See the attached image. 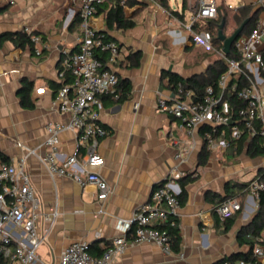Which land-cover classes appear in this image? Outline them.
<instances>
[{
	"label": "crops",
	"instance_id": "obj_1",
	"mask_svg": "<svg viewBox=\"0 0 264 264\" xmlns=\"http://www.w3.org/2000/svg\"><path fill=\"white\" fill-rule=\"evenodd\" d=\"M183 1L168 0L170 10L183 12ZM80 2L0 0V151L15 166L24 163L45 212L52 207L58 210L53 219L38 223L40 234L46 235L38 250L40 261L55 264L75 241L87 242L92 254L100 255V250L121 233L119 222L132 220L139 206L149 201L154 188L169 178L178 164L187 174L177 181L180 192L181 182L186 184V195L176 218L181 235L179 248L185 256L143 242L130 244L111 264H219L248 253L252 248L244 239L253 234L255 227L264 239L259 199L248 191V183L264 174V155L252 156L248 140L239 152L209 150L202 127H180V119L157 107L160 96L174 94L171 73L184 78L207 74L221 57L219 52L206 51L190 40L185 24L196 0H187L182 19L156 0L126 5V15L136 21L129 29H108L106 12L96 14L92 20L95 27L106 31L122 47V59L115 69L120 81L131 86L126 98H100V118L108 130L100 144L105 158L101 174L112 191L99 200L93 184L83 187L71 178L50 176L39 156L48 151L44 144L46 124L70 119L56 101L61 85L58 71L62 59L80 48ZM248 4L259 5L260 0H244L237 6L219 1V7L232 9ZM260 18H264V10ZM27 28L43 39L41 54L35 52L34 44L20 45L5 37ZM28 83H32V105L24 106L22 92ZM176 142L186 148L182 162L175 157ZM77 145V132L66 130L60 134L63 154L73 153ZM31 149L38 155L29 154ZM80 151L84 153V147ZM231 195L241 201L242 208L222 220L215 211L216 204Z\"/></svg>",
	"mask_w": 264,
	"mask_h": 264
},
{
	"label": "built area",
	"instance_id": "obj_2",
	"mask_svg": "<svg viewBox=\"0 0 264 264\" xmlns=\"http://www.w3.org/2000/svg\"><path fill=\"white\" fill-rule=\"evenodd\" d=\"M80 1V48L62 59L58 71L61 85L56 101L62 112L69 113L70 119L46 124L44 144L48 151L39 157L53 179L64 176L83 187L93 184L97 187L98 199L104 200L112 188L101 174L105 158L100 152V144L108 130L101 122L100 98L104 95L120 96V78L115 66L121 61L123 50L116 40L108 38L92 23L99 6L107 0ZM263 2L260 0V4ZM218 9V0H196L185 28L195 46L219 52L227 69L219 76L216 85H207L204 92L177 82L173 85L172 96L158 98V110L180 119L183 128L211 126L204 131L209 150H228L243 137L248 141L259 137L264 143V18H260L249 33L238 37L234 43L238 58H233L216 48L213 33L204 26L217 18ZM25 30L31 33L28 28ZM31 41L36 46L35 52L41 54V36L33 34ZM238 78H244L248 83L241 87H237L236 81L231 84ZM233 91H237L244 101L235 114L228 98ZM66 130H73L78 135L77 149L68 155L59 147L60 134ZM177 146L175 157L182 162L186 148ZM81 147H84V153H81ZM32 153L37 154L35 149L29 151ZM185 175L178 164L169 178L154 188L149 201L139 206L132 220L119 222L121 233L100 255L94 256L87 242L75 241L63 250L55 264H111L114 257L124 253L130 244L143 242L155 243L166 253L176 252L167 231L160 226L178 225L176 218L181 200L177 181ZM248 191L259 199L264 192V177L253 178L248 183ZM241 208L238 198L228 197L216 205L215 211L222 220H227ZM57 214L56 207L45 212L24 163L15 166L0 158V264H44L39 259L38 250L46 235L40 234L38 223L42 219H53ZM176 253L181 258L185 256L181 250ZM263 258L264 244L258 242L253 246L252 258L225 259L221 264H264Z\"/></svg>",
	"mask_w": 264,
	"mask_h": 264
},
{
	"label": "trees",
	"instance_id": "obj_3",
	"mask_svg": "<svg viewBox=\"0 0 264 264\" xmlns=\"http://www.w3.org/2000/svg\"><path fill=\"white\" fill-rule=\"evenodd\" d=\"M156 1L160 2L162 6L170 10L168 0H156ZM137 3H139L138 0H107L105 3L99 6L98 13H101L103 11L106 12V26L108 29L133 28L136 25V21L133 17L126 15L124 7L126 5L134 6ZM186 8H187V0H184L183 6H182L183 12L180 13L175 10H170V11L173 15H176L182 19ZM262 10H264V2L263 4H259V5H256V4L243 5L236 9L228 8V7L221 5L218 9L217 18L211 21H208L206 24H204V26L210 29L211 32L213 33L214 44L216 48L221 49L223 46V42L218 38V32H219L220 23L223 21V19H225L226 21L225 22V26H226L229 19L232 18L233 22L237 25V28H238L247 18L251 17L252 20L250 24L245 28V30L242 33V34H246V33H249L257 25L259 15ZM225 26H224V30H225ZM105 33L108 38L114 39L106 31ZM33 34H38V33L36 32L29 33L25 29H23L16 33H8L5 35V37L13 40L16 44H20V45L30 44L34 47L31 41V36ZM227 36H230V35H227ZM262 53H263V58H264V48L262 49ZM228 56L233 57V58H238V54L235 50L234 45H233L231 53ZM226 69H227L226 61L224 58L220 57V59H218L214 64L211 65V68L207 74H202L196 77L184 78L176 73H171L170 82L172 85H175L177 82H182L186 84L187 86L197 88L198 91L200 92H204L207 85L209 84L216 85L219 76ZM233 81H236L237 87H241L248 83V81L244 78L233 79L231 84L233 83ZM31 84L32 83H28L27 85L23 87L22 104L24 106L32 105V103L29 102V92L31 90ZM120 88H121V92L118 98L122 99V98L128 97L130 90H131L130 84L125 80H121ZM228 98L231 103V109L232 111H234L233 113L235 114V110L238 107L244 105V101L238 96L237 91H233L229 93ZM208 129H211V126H208V125L203 126L201 128L202 133H204V131ZM228 129L229 128H226L227 131ZM246 141H247L246 137H243L242 139L236 141L230 149H232L235 152H239L245 147ZM248 150L252 156L264 155L263 140L259 137L252 138L251 140H249ZM0 158L8 162V157L2 151H0ZM259 176L264 177V174H260ZM186 179H189V176H187ZM185 195H186V184L184 182H181V192L178 194L181 201H183ZM228 197H233V196L232 195L226 196L225 198L220 199L216 205H218L219 203H221L223 200H225ZM259 205H260V213L258 216L264 219V192H262L260 195ZM256 223L258 222H255V224ZM262 225H264V222L262 223ZM160 229L167 231L168 235L170 236V243L172 245V248L174 249V251L178 252L180 250L179 245L181 241L179 226L178 225L171 226L169 224H164L160 226ZM244 242L249 244L252 249L248 253L240 254L237 256L235 255L231 257V259L238 258V257L252 258L253 257V246L258 242L264 244V239H262V237L260 236V231H258L255 227L253 234H249V236L244 239ZM89 251L91 252V248H89ZM100 251L102 252L103 249H101ZM222 262L223 260L219 264H221Z\"/></svg>",
	"mask_w": 264,
	"mask_h": 264
},
{
	"label": "water",
	"instance_id": "obj_4",
	"mask_svg": "<svg viewBox=\"0 0 264 264\" xmlns=\"http://www.w3.org/2000/svg\"><path fill=\"white\" fill-rule=\"evenodd\" d=\"M252 18H247L230 36L224 34L225 19L220 23L218 38L223 42L222 50L226 55L232 51L233 45L238 37L243 33L245 28L250 24Z\"/></svg>",
	"mask_w": 264,
	"mask_h": 264
},
{
	"label": "rangeland",
	"instance_id": "obj_5",
	"mask_svg": "<svg viewBox=\"0 0 264 264\" xmlns=\"http://www.w3.org/2000/svg\"><path fill=\"white\" fill-rule=\"evenodd\" d=\"M173 1H175V0H172V2ZM219 1H222V0H218V2ZM224 1H226L228 3L231 2L234 6H237V5L244 2V0H224ZM236 28H237V25L233 22L232 18H230L229 21L227 22L226 26H225L224 32L227 35H231ZM218 50H220V49H218Z\"/></svg>",
	"mask_w": 264,
	"mask_h": 264
}]
</instances>
